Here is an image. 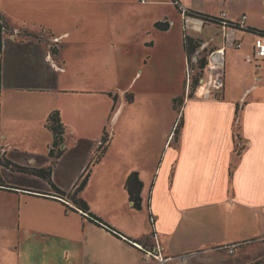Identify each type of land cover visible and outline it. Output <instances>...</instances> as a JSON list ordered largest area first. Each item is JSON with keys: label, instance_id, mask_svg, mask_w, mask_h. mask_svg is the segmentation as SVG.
Returning a JSON list of instances; mask_svg holds the SVG:
<instances>
[{"label": "crops", "instance_id": "1", "mask_svg": "<svg viewBox=\"0 0 264 264\" xmlns=\"http://www.w3.org/2000/svg\"><path fill=\"white\" fill-rule=\"evenodd\" d=\"M117 1L0 0L13 29L3 34L0 52V264H180L181 256L186 261L234 244L238 252L264 238V60L245 61L255 38L251 30H264V0L193 8L180 0L184 9L215 17L225 11L239 21L247 15L249 30L239 32L244 47L227 49L224 88L216 97L201 96L203 89L187 95L183 78L186 33L200 42L214 37L216 48L223 42L217 25L188 16L177 41L157 47L156 55L150 32L112 25L107 6ZM154 18V24L162 21V15ZM130 93L133 102L126 99ZM142 95L144 108L127 109ZM55 110L66 132L53 182L73 192L90 166L78 197L116 232L89 220L44 178L1 164L5 157L21 166L51 165L54 137L46 121ZM236 132L244 145L240 153ZM105 134L107 149L91 165ZM123 157L133 161L121 172L127 209L100 211L86 193L96 174L111 172ZM153 161L156 180L142 166ZM134 172L143 182L140 210L126 189ZM204 208L212 212L211 225L201 222ZM146 251L160 252L164 261Z\"/></svg>", "mask_w": 264, "mask_h": 264}, {"label": "rangeland", "instance_id": "2", "mask_svg": "<svg viewBox=\"0 0 264 264\" xmlns=\"http://www.w3.org/2000/svg\"><path fill=\"white\" fill-rule=\"evenodd\" d=\"M191 7H216L221 4H225V0H186ZM238 7L236 3H233ZM110 13V21L112 25L118 29L125 30H142L150 32L149 39L151 41H155L156 51L154 53L157 55V47H161L167 45L171 41H177L178 36L180 35V28H182L183 21L185 17L181 14L176 6L174 5L172 0H164L160 3H141L138 0H119L115 4L107 6ZM156 15H162L160 20L168 21L170 27L168 30H161L155 26L153 23L154 17ZM190 17V16H189ZM192 17V16H191ZM166 19V20H164ZM214 33H217L215 30ZM205 36H210L211 33L206 29L203 33ZM216 35V34H215ZM219 40H222V35L219 34ZM215 48V46L208 45L204 51H201V55L203 58L196 64L193 62V54H197L199 50H196L189 53V64L191 68L195 69L194 78L192 84L196 82L197 85L194 88L193 92L197 93V87L200 83L201 77L204 76L205 70L202 65L206 62V56ZM252 64V63H251ZM187 71V70H186ZM186 83V72L185 77L183 78V85ZM204 85L202 84L200 87L204 89ZM132 92H134L132 90ZM191 92V91H190ZM200 94H204L203 90L200 91ZM193 97V96H192ZM146 97L144 95L140 96V98L129 104L127 109H142L147 105L145 102ZM180 105V104H177ZM163 108L166 110L169 108L168 102L166 98H163L162 102ZM170 109V108H169ZM116 161V160H115ZM133 163L132 160L127 161L124 157L120 162H115V166L113 170L109 173L106 171L99 172L95 175L92 184L90 185L86 195L91 200L92 204L95 208L100 209V211H105L103 207L105 206H117L122 208V210L127 209L126 206V192L124 189L123 178H122V168L131 165ZM142 166L146 167V173L150 175V180H156L157 177L155 175L159 174L155 173L156 163L150 162L143 163ZM72 180L65 179L66 184H70ZM67 198L66 196H63ZM149 197V194H148ZM67 200H69L67 198ZM71 202V200H69ZM72 203V202H71ZM147 209V207H146ZM145 209V210H146ZM204 214L201 216V222L207 223L211 225L213 221V215L209 208H204ZM138 216H147L146 211H136ZM188 257V256H187ZM182 261H180V260ZM177 260L180 264H264V238L253 241L249 244L243 246L240 251L236 253H229L226 249L221 250H211L208 252H199L194 256H189L186 261H183V258H179ZM154 260V258L152 259ZM174 264V263H173ZM176 264V263H175Z\"/></svg>", "mask_w": 264, "mask_h": 264}, {"label": "trees", "instance_id": "3", "mask_svg": "<svg viewBox=\"0 0 264 264\" xmlns=\"http://www.w3.org/2000/svg\"><path fill=\"white\" fill-rule=\"evenodd\" d=\"M172 1L175 4L176 8L180 11V13L183 14V7L181 6L180 0H172ZM185 14L187 16H192L198 19H202L205 24L210 23V24L216 25L218 23V17L208 15L200 11L186 9ZM155 26L161 30H168L170 27V24L167 20L163 22L158 21L155 23ZM12 30L13 29L10 27L7 17L0 10V52H2V49H3V34L7 32L13 33ZM251 31L264 33V31H261V30H251ZM27 35L40 38V36L35 35V34H27ZM199 42H200L199 39L191 37L189 34L186 33L185 46H186L187 54L189 53L192 54V52L195 51V49L199 46L200 44ZM51 49H52L53 54H58L59 51L56 48H51ZM201 67H204V65H202ZM197 83L198 82L196 80V82H194V84H192L191 86V92L189 93L191 97L193 96V90L196 87ZM0 87H1V77H0ZM126 99L129 102H133L134 95L132 93L127 94ZM181 125H182L181 121H179L176 125L175 133H174L176 134V138H178ZM46 126L52 131L53 137H54L53 143H52V146L49 152L50 157L52 158L51 165H49L47 168H35V167L21 166L16 163H13L12 161L8 160L5 157L1 158V164L14 171L33 174V175L44 178L45 180L49 181L50 185L52 186V188L54 189L55 193H57L58 196L60 197L66 196L69 200H71V202L74 205H76L79 209L82 210L83 214H85V216L89 220H91L95 224H98V225H101L107 228L108 230L112 232H116V230L112 228L110 225L106 224L102 218H100L99 216H97L96 214L90 211V207L88 203L83 198L78 197L79 193L85 188V186L88 183V180L91 174L90 166L87 167L85 172L82 174V176L77 181L75 185L76 188L73 192L67 193L61 190L53 182L52 173H53L54 165L56 164V161L63 155L65 151V149L62 148V146L65 143L66 125L62 120L60 111L55 110L49 115L46 121ZM235 135L237 138L236 151L240 153L244 147L243 143L240 142L242 140V137L240 136L238 132H236ZM108 140H109L108 134H105L103 137V144L97 148L91 165L101 160L102 156L104 155L107 149ZM126 189L128 191L129 199L132 203V206L138 210L142 209L143 208V198H142L143 182L141 181L139 174L137 172L131 173L129 177L127 178Z\"/></svg>", "mask_w": 264, "mask_h": 264}, {"label": "built area", "instance_id": "4", "mask_svg": "<svg viewBox=\"0 0 264 264\" xmlns=\"http://www.w3.org/2000/svg\"><path fill=\"white\" fill-rule=\"evenodd\" d=\"M148 0H142V2H146ZM186 9L183 8V16L185 20H188V16L185 14ZM247 15H243L239 21H233L230 19L225 11L221 12L218 17V23L216 24L219 27L221 35H222V45L214 48L207 56L206 62L204 64L203 69L205 70L204 76L201 77L200 83L197 87V91L199 93L200 87L202 84H207V90H205L204 94L201 96L206 97H216L223 91L224 88V69H225V55L228 48L242 49L244 47V41L241 37H239V32L248 31V26L246 24ZM204 22V21H203ZM264 31V30H263ZM255 38L252 46V51L247 53L245 56V61L248 63H256L264 60V33L254 32ZM214 41V37L210 39L209 42H199V46L196 50H199L197 54H193V62L198 63L203 56L200 54L201 51H204L208 45H210ZM190 58V57H189ZM187 60V72H186V80H187V95H189L191 91L192 81L194 78L195 69L191 68V65ZM213 78L209 79V76ZM204 82V83H203ZM103 144L101 141L100 145ZM3 185L0 183V188ZM87 214V213H86ZM153 220V219H152ZM141 245V244H140ZM238 244L224 246L229 253L233 254L237 250ZM146 250V249H144ZM148 257H154L160 262L164 261V258L161 256L160 252L146 251ZM150 257V258H151ZM180 258H185V256H181ZM166 261L168 259H165Z\"/></svg>", "mask_w": 264, "mask_h": 264}, {"label": "bare ground", "instance_id": "5", "mask_svg": "<svg viewBox=\"0 0 264 264\" xmlns=\"http://www.w3.org/2000/svg\"><path fill=\"white\" fill-rule=\"evenodd\" d=\"M210 78H213V75H212V76H209V79H210ZM203 83H204V82H203ZM203 85L205 86L204 89H203V93H204L205 90H207V86H208V85H207V84H203ZM199 91H200V90H199Z\"/></svg>", "mask_w": 264, "mask_h": 264}]
</instances>
